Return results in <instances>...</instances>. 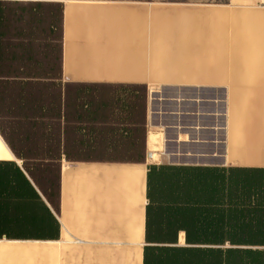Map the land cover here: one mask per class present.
I'll use <instances>...</instances> for the list:
<instances>
[{
    "label": "crops",
    "instance_id": "1",
    "mask_svg": "<svg viewBox=\"0 0 264 264\" xmlns=\"http://www.w3.org/2000/svg\"><path fill=\"white\" fill-rule=\"evenodd\" d=\"M228 1L234 11L264 8V0ZM35 3L63 5L61 73L57 78L17 74L18 69L54 67L35 56L24 58L21 49L18 57L21 21L11 13L0 15V36L6 39L0 52V246L38 244L41 255H46L41 264H49L50 258H56V264H144L145 247L162 245L199 248L201 264H241L246 256L250 263L264 264V120L257 115L263 113L254 112L257 119L237 131L230 130L229 121L217 127L183 124L195 118L198 123L229 118L230 111L158 110L154 116L168 118L171 124H154L151 131L148 116L147 137L143 132L139 135L138 124L129 134L133 126L110 122L127 115L123 100L122 109H112L109 102L114 97L97 99L99 95L94 98L86 91L145 85L144 81L158 77L164 61L160 44L151 47L145 42L144 15L136 16L143 21L136 30L129 17L139 14V8L107 7L108 25L123 19L126 34L118 36L108 29L89 43H76L74 36L90 32L96 11H104L101 3L0 0V6ZM164 79L185 91L222 84L177 75ZM160 98L154 104L161 106ZM171 100L179 103L180 96ZM139 136L148 152L140 162L67 154L133 148ZM187 196L197 202L178 211L177 242H149L148 207L150 228L156 231L163 226L161 207ZM186 230L201 231V241L188 242ZM241 231L249 236L240 237Z\"/></svg>",
    "mask_w": 264,
    "mask_h": 264
},
{
    "label": "rangeland",
    "instance_id": "2",
    "mask_svg": "<svg viewBox=\"0 0 264 264\" xmlns=\"http://www.w3.org/2000/svg\"><path fill=\"white\" fill-rule=\"evenodd\" d=\"M92 1L101 3L100 7L104 11L102 14L96 11L90 32H79L74 36L76 43H89L91 38L108 32V29L115 31L118 36L126 34L123 19L108 25L105 9L114 7L128 10L134 7L139 8V14L135 12L134 18L133 15L129 16L134 29L143 22L137 20L136 16L144 15L145 42L151 47L160 44L164 61L158 77L144 81L149 92L146 115L151 120H148V129L152 131L154 124H171L170 119L160 120L154 116V112L176 108L191 112L230 111L229 118L201 119V123L196 122V118L185 120L183 124L187 127L196 124L217 127L229 121L230 130L241 131L248 128L250 121L257 119L254 112H262L257 115L264 120V8L234 11L228 6V0ZM62 11L63 5L51 3L0 6V12L11 13L21 21L18 26L26 36L20 38V45L23 46L21 50L25 52V57L35 56L45 65L55 68L30 71L43 74L53 70L52 73L57 74ZM255 13L259 16L256 17ZM201 48H207L208 52L195 50ZM19 50L18 55L21 53ZM168 75L187 76L197 82L210 79L222 84L193 86L185 91V88L170 86V82L164 79ZM159 96L162 99L161 106L156 104ZM175 96H180L179 103L172 102L171 98ZM174 103H178V107ZM29 245L32 247L1 245L0 264H41V257L46 255L21 254L34 249L41 250L38 244ZM7 250L18 254L7 255ZM56 263V258L49 259V264Z\"/></svg>",
    "mask_w": 264,
    "mask_h": 264
},
{
    "label": "trees",
    "instance_id": "3",
    "mask_svg": "<svg viewBox=\"0 0 264 264\" xmlns=\"http://www.w3.org/2000/svg\"><path fill=\"white\" fill-rule=\"evenodd\" d=\"M6 13L0 12V15H4ZM2 22L0 21V26H2ZM17 41L20 42L21 37H25L26 35L23 32L18 33ZM31 38V35L29 36ZM27 41V40H25ZM62 41V32L60 37V45ZM29 42H33L30 40ZM6 43V39L0 36V52L3 50V46ZM18 44L17 49H22L23 46ZM8 49V48H6ZM12 51V49L10 50ZM61 51V46H60ZM31 55V54H30ZM60 56V52H59ZM19 57V55H18ZM25 58V56H23ZM30 58V57H26ZM32 58V57H31ZM60 59V58H59ZM55 69V68H53ZM57 74H53L51 72H45L41 74L42 76H48L49 78H57L60 76L61 69L58 67ZM13 71V70H12ZM10 71V72H12ZM34 71V70H32ZM30 70L21 71V69L16 70L17 74H22L24 72L26 75H37L38 72H32ZM48 71V70H43ZM40 75V74H38ZM82 93V92H81ZM86 93H90L94 95H99L97 99H100L101 96L108 95L114 97V100L109 102L112 104V109H122L120 105L121 100H123V109H127V115H122L120 117H114L110 121L112 124L117 125L121 124L126 126L129 124L130 127L128 129L129 134L133 131L136 132V128L138 124V132L141 135V132L144 133L145 137H147V101L149 92L145 85H107L102 87H95L90 90V92L86 91ZM83 94V93H82ZM115 97L118 99L115 100ZM120 97H123L122 99ZM112 99V98H111ZM140 101V103H139ZM108 104V103H107ZM117 122V123H115ZM112 126L113 130L118 131L119 126ZM111 128H98L99 131H106ZM133 128V129H132ZM126 130V129H123ZM131 137V135H130ZM136 141V138H133ZM141 138L139 136V143H133V148H104V149H89V150H81V151H67V154L70 158H81V159H102L107 161H134L140 162L144 159L146 155V143L145 146H142L140 142ZM117 146V145H112ZM197 202V199L186 197V198H174L171 202H167L166 205L162 206V228L153 231L150 228L149 222V207H148V221H147V240L149 242H156L161 244H174L177 242L178 234L180 229L176 228L179 226L177 224L180 219L178 216V211L183 209L191 208L193 204ZM187 240L190 243L200 242L201 241V231L199 230H186ZM154 234V235H153ZM248 231H241L240 237H248ZM231 237V236H230ZM242 256L244 254H248V252H241ZM144 264H201L200 258V249L199 248H176L169 245L162 246H147L145 247L144 254ZM241 264H253L250 263L247 256L242 258Z\"/></svg>",
    "mask_w": 264,
    "mask_h": 264
},
{
    "label": "bare ground",
    "instance_id": "4",
    "mask_svg": "<svg viewBox=\"0 0 264 264\" xmlns=\"http://www.w3.org/2000/svg\"><path fill=\"white\" fill-rule=\"evenodd\" d=\"M1 152V151H0ZM41 251L42 250H30V251H28V252H24V253H21V254H29V255H41ZM7 253V255H11V254H18L17 252H12L11 250H7L6 251Z\"/></svg>",
    "mask_w": 264,
    "mask_h": 264
}]
</instances>
